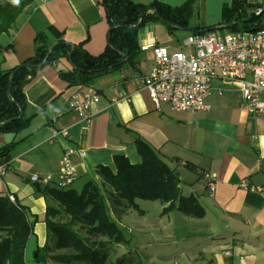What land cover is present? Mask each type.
<instances>
[{
    "label": "crops",
    "instance_id": "1",
    "mask_svg": "<svg viewBox=\"0 0 264 264\" xmlns=\"http://www.w3.org/2000/svg\"><path fill=\"white\" fill-rule=\"evenodd\" d=\"M132 1L140 5L159 2L170 7L186 2ZM99 2L34 0L17 19L16 30L0 36V69L11 70L32 57L36 35L47 33L50 27L65 42L83 44L89 56H99L106 47L109 29ZM244 2L264 5V0ZM233 3L196 0L193 23L201 28L217 26L225 22L224 10L228 16ZM184 39L169 35L160 21L147 22L134 38V68L96 77L86 86L69 87L59 73L70 71L71 66L60 59L39 70L26 85L24 113L31 118L28 126L17 135L0 132V149L14 143L9 150V168L0 179V195L13 197L27 209L30 219L36 220L25 249L26 264H37L34 252L46 243L47 198L39 188L56 186L62 157L72 151L69 159L77 174L74 183L87 177L98 182L97 168L114 171L116 155H123L133 165L141 163L137 139L148 144L178 175L181 195L194 197L205 212L199 219L176 210L168 213V252L176 247L175 257L183 258L181 264H264V195L239 186L245 182L264 190V120L242 111L240 94L229 84L212 83L206 111L174 112L166 104L155 108L140 82L154 65L151 52L141 51V46L155 43L175 52L181 49ZM48 42L52 45L55 37L49 35ZM89 88L98 102L90 106L87 119H83L70 108L69 101L73 95L81 98ZM61 131L67 133L66 137L60 136ZM81 152L84 158L78 156ZM204 174L215 184L213 193L207 189ZM33 176L49 177L50 183H33ZM139 210V219L131 213L122 215L120 227L130 232L122 223L129 219L138 233L155 235L157 229Z\"/></svg>",
    "mask_w": 264,
    "mask_h": 264
},
{
    "label": "trees",
    "instance_id": "2",
    "mask_svg": "<svg viewBox=\"0 0 264 264\" xmlns=\"http://www.w3.org/2000/svg\"><path fill=\"white\" fill-rule=\"evenodd\" d=\"M33 2L0 0V36L16 30L17 19ZM99 3L109 26L106 47L99 56H89L83 44L65 42L61 34L50 27L47 33L36 35L32 57L11 70L0 69V132L17 135L28 126L31 118L24 113V88L39 70L51 63L60 59L69 62L71 70L59 73L69 87L86 86L96 77L126 67L134 68L137 56L134 39L127 50L123 37V30L129 27L160 21L169 35L186 32V29L190 30L187 35H203L220 29L230 33L253 31L264 25V13L257 14L261 6L248 5L244 0H234L228 16L224 10L225 22L208 28L193 23L196 0H186L178 7L159 2L140 5L132 0H100ZM49 35L55 37L52 45L48 42ZM12 145L14 143L0 149V157L6 161H9ZM136 148L141 163L133 165L123 155L114 156V171L104 166L97 168L100 184L89 180L80 192L56 186L39 188L47 198L44 220L47 238L44 246L34 252L36 263L46 264L51 250L49 237H53V248L68 253L49 256L51 260L63 264H107L111 248L129 242L120 227V217L131 211L140 213L137 200L161 202L165 206L163 215L176 210L186 217H204V209L194 197L181 195L178 175L158 154L139 139ZM35 223L24 206L0 195V264H26L25 249ZM112 264L131 263L122 258Z\"/></svg>",
    "mask_w": 264,
    "mask_h": 264
},
{
    "label": "built area",
    "instance_id": "3",
    "mask_svg": "<svg viewBox=\"0 0 264 264\" xmlns=\"http://www.w3.org/2000/svg\"><path fill=\"white\" fill-rule=\"evenodd\" d=\"M264 13V5L257 14ZM141 51H150L153 67L140 82L155 108L166 104L174 112H202L208 109L206 100L212 93V83L233 86L240 94V108L249 116L264 120V25L253 31H239L217 35L209 32L203 35H188L180 50L170 52L155 43L144 44ZM221 95L222 91L218 90ZM98 97L89 88L80 98L73 95L69 106L87 119V111ZM60 136L67 133L61 131ZM68 151L60 161L56 187L67 189L77 179ZM80 158L85 153L78 154ZM9 162L0 157V179L6 174ZM209 193L215 191V184L208 174L203 176ZM30 181L48 185L50 178L35 176ZM239 186L247 191L263 194L261 188L250 187L245 182ZM14 202L13 197H9Z\"/></svg>",
    "mask_w": 264,
    "mask_h": 264
},
{
    "label": "rangeland",
    "instance_id": "4",
    "mask_svg": "<svg viewBox=\"0 0 264 264\" xmlns=\"http://www.w3.org/2000/svg\"><path fill=\"white\" fill-rule=\"evenodd\" d=\"M215 33L217 35H224L230 32L226 29H220L216 30ZM174 34L179 39H184L187 36V33L184 31H176ZM172 166L173 165H171V167ZM179 170L183 175L184 172L181 169ZM185 173L187 172L185 171ZM88 180L89 177L81 179L76 183H73V185H71L68 189L72 188L80 192L83 188L84 182ZM99 182L100 181L98 180L97 183ZM136 203L139 209L145 212V221L154 225L151 227L157 229V233L155 235L138 233L134 228H132V225L129 224V219L124 220L122 222L123 225L130 229V232L123 230L124 236L127 240H129V243L126 245L112 247L107 264L115 263L117 260L122 258L129 260L131 264H181L183 262V258L178 259V257H175V254H177L176 247H172L173 251L168 252V214H161L163 204L159 201L149 202L141 200H137ZM130 213L133 218H140L137 212L131 211ZM156 240L160 241L158 242ZM48 245L51 247V250L47 256L46 264H63L51 260L49 256L67 254L68 251L55 250L53 248V237H49Z\"/></svg>",
    "mask_w": 264,
    "mask_h": 264
},
{
    "label": "water",
    "instance_id": "5",
    "mask_svg": "<svg viewBox=\"0 0 264 264\" xmlns=\"http://www.w3.org/2000/svg\"><path fill=\"white\" fill-rule=\"evenodd\" d=\"M245 21L246 20H244L242 22H245ZM227 27L230 28L231 25H229ZM138 28H139V26L135 25V26H132V27H129V28L123 30V37H124V41H125V45H126L127 50L130 49L132 42H133V39L136 36ZM186 32H190V30L186 29ZM90 65H92V64H90Z\"/></svg>",
    "mask_w": 264,
    "mask_h": 264
},
{
    "label": "clouds",
    "instance_id": "6",
    "mask_svg": "<svg viewBox=\"0 0 264 264\" xmlns=\"http://www.w3.org/2000/svg\"><path fill=\"white\" fill-rule=\"evenodd\" d=\"M13 3H18V0H13Z\"/></svg>",
    "mask_w": 264,
    "mask_h": 264
}]
</instances>
